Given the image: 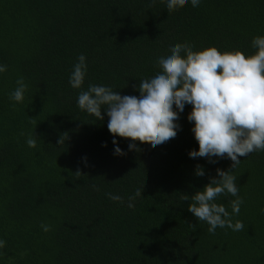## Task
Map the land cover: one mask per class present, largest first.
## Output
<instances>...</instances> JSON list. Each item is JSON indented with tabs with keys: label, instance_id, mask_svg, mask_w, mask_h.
Returning <instances> with one entry per match:
<instances>
[{
	"label": "trees",
	"instance_id": "1",
	"mask_svg": "<svg viewBox=\"0 0 264 264\" xmlns=\"http://www.w3.org/2000/svg\"><path fill=\"white\" fill-rule=\"evenodd\" d=\"M258 35L264 0H201L171 12L161 0H0V63L7 66L0 74V264H264V151L238 157L232 173L243 203L231 219L244 229L212 234L181 194L202 190L233 162L189 157L198 150L191 105L174 138L158 146L136 141L129 150L132 141L109 132L103 109L97 120L76 103L89 84L139 98V79L158 70L170 42L247 56ZM81 54L87 73L73 89L69 76ZM19 78L28 87L15 103L9 93ZM113 139L124 155H114ZM233 199L221 194L216 203L231 213Z\"/></svg>",
	"mask_w": 264,
	"mask_h": 264
},
{
	"label": "clouds",
	"instance_id": "2",
	"mask_svg": "<svg viewBox=\"0 0 264 264\" xmlns=\"http://www.w3.org/2000/svg\"><path fill=\"white\" fill-rule=\"evenodd\" d=\"M154 3L155 0H152ZM169 12L183 3L197 7L201 0H161ZM251 46L256 50L245 55L240 50L221 51L215 46L193 51L188 43L170 42L168 50L157 58L159 68L151 76L139 79L135 95H120L110 86L89 84L77 96V107L97 120H103L102 109L107 115V128L113 136L129 138V150L137 148L136 141L161 145L174 138L181 129L177 123L185 105H191L187 120L193 123L191 132L198 143V150H190V158H207L210 163L218 159H230L231 170L216 169V177H210L202 190L182 200L190 201L188 211L197 221L206 222L207 231L214 234L216 229L229 228L241 231L240 220L233 223L231 216L238 215L243 199L238 195L236 176L232 173L240 164L238 157H247L253 152L264 151V35L253 37ZM7 70L0 63V74ZM87 73L86 57L81 54L73 65L69 84L81 89ZM16 87L9 93V99L22 103L27 91L23 78L16 81ZM66 134V135H65ZM67 133L61 134L57 145H64ZM37 137L29 136L26 144L37 145ZM113 145H117L113 139ZM119 146L114 155H124ZM215 158V159H214ZM80 174V172H77ZM197 176L204 170L197 165ZM95 190V185H93ZM140 189L135 190L138 196ZM221 194L234 197L231 213L223 204L216 203ZM113 201L123 202L122 197L106 194ZM135 197H128L127 207H134ZM264 214V208L260 209ZM44 232L49 226L41 224ZM6 241L0 239V249Z\"/></svg>",
	"mask_w": 264,
	"mask_h": 264
}]
</instances>
